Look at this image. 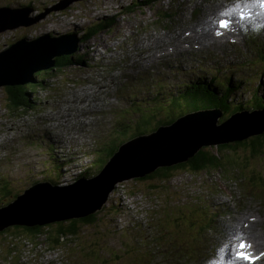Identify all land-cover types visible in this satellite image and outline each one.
I'll return each instance as SVG.
<instances>
[{"label":"rangeland","instance_id":"1","mask_svg":"<svg viewBox=\"0 0 264 264\" xmlns=\"http://www.w3.org/2000/svg\"><path fill=\"white\" fill-rule=\"evenodd\" d=\"M29 1H31L33 5H31ZM137 1L139 0H82L81 10L78 6L70 4L73 3L71 0H0V8L3 7L2 5H6V7L10 8V4L11 6H29L31 8L30 12L25 10L26 16L30 17V23L29 25L22 27L26 34H29L26 35L27 38H30L29 36H37V34H44L45 31H52L56 33L67 32L70 29V23L82 29V27L87 25L89 22H92L94 17L113 16L115 18V24L113 27L101 32L99 35L97 34L92 40L90 39L88 43L82 45L81 53H86L84 55V59L89 66L86 67L82 65L66 68L56 73H47L48 78L45 79L44 87L33 90L34 93L32 95L36 98L35 104H32L27 108L13 110L7 102V98L4 95V89L0 88V137L3 136L7 139L15 140L18 151H23L19 154L13 155L11 157V162H8V164H6V160H0V171L3 175L7 176L9 180L13 179L12 188L15 191L22 190L25 187H28L31 183L29 181L30 179L24 176L26 168L32 170L31 175H33V177L39 175V173H37L39 169L32 167L34 165L37 167L38 164H33L31 160L28 161L27 159L26 164L22 166V154L26 156V158L28 155L30 158H34L36 157L35 152L39 155H41L40 153H44V142H39V145L37 143V148L35 150L32 149L36 143L30 142L29 132H38L41 135L53 134L51 135V143L53 146L56 144L57 139L60 136L61 128L51 127L50 130L42 131V127L39 126L40 124L35 122L33 119H30V116L37 120H42L45 123L47 120L53 121L56 114H59V104L62 107L61 113L58 115V117H60V123L63 118L66 126H71L72 128L75 127L76 112L72 109L79 103L82 105L90 103L91 96L89 91L93 82L103 81L104 79L107 80L112 73L117 71L120 66L116 63L119 58L123 56L124 49H132L129 45L132 43V38L136 35L135 31L138 30L143 34V30L146 27L145 25L149 22V20L160 16L163 12H166V7H162V2L157 1L152 4V7H147L146 9L140 11L136 10L134 12H125L129 6H131L132 2ZM164 1V4H166L168 1L172 0ZM66 2L68 3L64 7L52 13V8L54 6H58L60 3ZM40 4L47 6H43L42 9H39L38 6ZM66 6L68 9H75L67 12L63 16L65 11L62 15L61 12ZM177 7L178 9L176 13H179V17H181L185 9H183L181 5ZM192 12H194V10H192ZM1 15L2 14H0V16ZM159 21L160 24L163 23V19L160 18ZM176 27L178 28L177 23ZM17 29L18 28H6L0 32V50L15 44L16 35L22 34L21 32H16ZM81 32L82 31L78 32L76 37H79ZM204 39L207 41L215 40L212 35L208 34L204 35ZM119 44H121L120 49H118ZM86 45L88 46L86 47ZM219 66H222V62L218 65V67ZM231 78L235 80L234 77ZM217 81L212 79L213 83H216ZM242 81H246V79L244 78ZM235 86L236 88H240L242 85L235 84ZM248 90V87L242 86L240 91L237 90V94L240 92L239 95H233L232 91L228 96H226V98L230 99L231 103H237V99L243 98L242 102L245 103L246 100L249 99ZM180 98L181 95L178 100L179 102H182ZM167 104V100H162L159 103L155 102L154 104H151L152 106H145V108L141 105L134 109L136 113L133 112V115L130 114L129 116L123 115L122 111L119 112L118 115H121L122 117L120 116L116 119V126H114L116 128L113 130L114 133L108 137V140L115 139V141H117L116 134L122 125L128 126L126 129L127 135L132 134L131 130L135 124L130 122L133 119H136L140 114H145L148 119H150L152 113H154L155 116L160 115V117L167 115V112H165V109L163 108L164 106L165 108L168 107L171 109V107H169L171 104L169 106ZM245 105L247 106L248 103ZM177 108L179 109L180 106L177 105ZM173 109H176V106ZM169 113H171V111H169ZM177 114L178 113H175V115ZM224 116L227 117V114H224ZM141 118H143V116ZM222 118L223 115L222 117H218L216 120L219 119L221 121ZM228 119L229 118H227V120ZM224 122H221V124ZM101 123L103 127L106 126L103 121ZM140 123L141 121L138 122V124ZM29 125H31L33 129H29ZM214 126H216L215 123ZM79 134H81L80 131ZM254 138H257L258 140L264 139V132L254 135L253 137L250 136L239 140L238 142L242 145H238V142H236V144L235 142L225 143L229 144L226 149H218V146L220 147L225 144L201 146L195 152L197 153L199 151H203L204 149L214 151L217 149V156L222 158L220 161V167L212 166V168H208L197 173H174L173 178H171L169 182L164 183H159L158 180L154 181V183H133L132 179L122 183H117L114 189L108 194L105 202L101 205L102 210L100 209L95 212L98 220L95 223H87L80 226L78 229L79 231L73 239L63 240L60 248H58L63 252L60 253L63 255L68 254L69 261H72L74 264H79L82 261H85L86 264H102L108 261H114L116 264H141L146 255V249L142 246V243L140 242V235L137 232L130 233L132 231V229H130V232L127 233V230H125L126 228L124 226H128V223H126L128 221V216H133L134 214L137 215V211L139 212L141 209L150 208L159 202L166 206L164 209L166 211L169 207H172L170 202L171 200L181 198V202L184 203L185 200H189L190 197L196 196L197 194L202 197L203 201H208L210 203L214 200V198L218 201L221 196H217V191H225L229 188H233L236 183L238 184L240 191L244 189L242 186L243 182L240 181V177H248L250 178V181L255 184V179L262 180L257 181V184L260 182L263 184L264 145L259 147L251 145L250 143H252ZM71 140H74L77 145H80L83 139L82 137H76ZM67 143V148H69L71 146L70 140H68ZM100 143H102V141H100ZM216 146L217 148H215ZM50 154L54 153L50 152ZM48 163V165H50L53 161ZM97 164L100 163L97 162ZM73 169L75 170V168ZM254 172L256 175L253 174ZM69 175L70 173L61 176L60 180L57 181L59 183L58 186H63L64 183H70L72 180ZM59 177L60 174L57 175V178ZM65 178L69 179L66 181ZM253 187L254 186L251 185L250 189H253ZM257 200H264V192L261 191ZM249 205H251V201L246 200L244 202V208ZM195 214L196 211L193 215ZM187 216L188 215H184L180 218L186 219ZM134 218L138 217L134 215ZM166 218L170 219V217ZM196 223L197 222L191 221L190 224L193 225ZM169 224L174 227L177 225L172 219L169 221ZM160 226L164 230L168 229V226L166 227L162 224H160ZM169 231L170 235L176 234L175 230L169 229ZM147 232L148 230L144 229L142 233L143 239ZM28 238L29 237H27V235L22 234L21 239H18V246L22 247L16 249V252L18 253H16L15 258L17 263L59 264L55 261L57 257H52V261L46 260L45 257L47 256V258H50L48 255L51 252H48L46 249L40 252L38 251L40 249L38 245L34 249L31 244L36 241L41 245H49V241L44 242L43 236H41V238L34 239L33 241ZM15 241L16 240L13 242ZM122 246L123 250H119L122 249ZM111 250H113L115 254L113 258L108 259L111 254ZM33 252L36 254L34 257L32 256ZM0 260V264H4V260L1 258ZM6 264L15 263L8 262Z\"/></svg>","mask_w":264,"mask_h":264},{"label":"water","instance_id":"2","mask_svg":"<svg viewBox=\"0 0 264 264\" xmlns=\"http://www.w3.org/2000/svg\"><path fill=\"white\" fill-rule=\"evenodd\" d=\"M67 3H60L52 10H60ZM0 14V31L30 23L25 18V10L4 9ZM69 25L70 29L64 33L46 32L54 40L44 33L0 50V88L28 83L32 74L53 66L54 57L74 53L77 48L81 53L80 39L75 37L82 29L72 23ZM208 116L193 113L170 125L159 126L148 135L134 137L119 146L99 174L88 179L80 178L66 186L42 182L26 188L0 207V231L13 225L41 226L93 214L101 209L117 183L184 163L201 146L238 142L264 132V110L246 118H229L220 126H214L218 118L216 112Z\"/></svg>","mask_w":264,"mask_h":264},{"label":"trees","instance_id":"3","mask_svg":"<svg viewBox=\"0 0 264 264\" xmlns=\"http://www.w3.org/2000/svg\"><path fill=\"white\" fill-rule=\"evenodd\" d=\"M151 2L152 0H147V1H143L140 4L129 6V8L125 12H134L136 10H139V11L143 10L146 7H148V5H150ZM70 4H74V3H70ZM2 6L6 8V5H2ZM67 6L63 9V11L61 12V15L64 11L65 12L63 13V16L67 12L75 9V8L68 9ZM78 8L82 10V4L78 5ZM114 20L115 18L113 16L111 17L99 16V17L93 18L92 22H89L87 25L82 27V32L79 36L80 45L82 46V43L83 44L88 43V41L90 39L92 40L97 34L99 35L101 32L109 29L110 27H113L115 24ZM21 33L22 34L16 35L17 40H20L26 37V32L24 31V29H22ZM30 37L31 39L35 38L32 36ZM48 38L50 40H54V38L50 36ZM75 38L77 39V37ZM87 46L88 45H86V47ZM78 50L79 49L77 48L74 53L65 54V55L63 54L58 57H54L53 66L45 70L37 71L35 74H33V76L31 77V80L24 85L3 87L4 95L7 98V102L12 107V109L16 110L19 108H27L28 106L30 107L32 104H35L36 98L32 95L34 93L33 90L44 86L45 79L48 78L47 72H50L55 69L64 70L70 67H76V66H82V65L86 66L87 63L85 62V59H84L85 58L84 55L86 53L85 52L79 53ZM229 83H232V82L228 81V83L224 85V87H222V89H224L222 90L221 88H218L212 85L208 86L207 83L200 80L197 83H195L193 86H189L185 88L180 98L183 103L179 102V100H176V97H175L169 101L171 106H169L170 104H167L169 107H171V109H169L168 107L165 108L163 106V108L165 109V112H167V115L160 117V115L155 116V114L152 113V116L150 117V119H148L146 115L143 116V118L133 119L130 123H134L135 126H133L131 130L132 134L130 135L126 134L127 133L126 129L128 128V126L122 125L118 133L116 134L117 141H115V139L108 140L103 145L101 150L97 152L98 157L93 162L94 164L93 163L90 164L92 168L90 170L71 175L72 182L80 178L88 179L92 177L93 174L94 175L97 174L100 170L103 169L106 162L116 152L120 144L133 138L136 135H142V134H147L148 132H152L158 126L172 124V122H174L179 117L178 114L180 110L181 111L184 110L183 111L184 114L186 113L190 114V113H196V112L209 109V108L217 109V110H220L223 115L227 114V117L224 116V118H222L221 121H223L224 119H227L229 116L233 115L234 113L236 114V113L243 112V111H252L253 109L255 110V109L261 108V104H260L261 98H259V95H258L259 88H257L255 92L252 93L251 99L249 100L250 102H246L248 103V106H244L245 104H243L244 102H242V98L237 99V103H231L230 99L226 98V96H228L229 93L237 90L236 86H232ZM177 105L180 106L179 109L177 108ZM262 105L264 106V103H262ZM175 106H176V109H173L175 108ZM169 111H171V113H169ZM175 113H178V114L175 115ZM139 121H141L140 124H138ZM218 121L221 122L220 120ZM237 144L242 145L240 142H238ZM250 144L259 147L261 145H264V139L258 140L257 138H254L252 140V143ZM228 146L229 144L221 145L220 147L218 146V149H226L228 148ZM215 148H217V146ZM217 154H218L217 149L215 151L204 149L203 151H199L191 155L190 157H188L187 161H185L184 163L182 162L174 166L158 168L153 173L145 175L142 178L132 179V182L133 183H136V182H139V183H142V182L152 183L153 182L154 183V181L158 180L159 183L160 182L164 183V182H169L171 178H173L174 173H178V172L197 173L205 169L212 168V166L220 167L221 165L220 161L222 160V158L217 156ZM97 162L100 164H97ZM32 167L40 170L39 175H41V177L39 178V180L34 181L36 177H38L39 175L34 176L33 180H29L31 182L29 186L35 185L41 181L50 182L52 186H57L59 184L54 179L58 180L57 175L60 174L59 172L60 167H62V165H60V162L58 163L57 161L53 162L50 165H46L44 168L41 164H38L37 167L35 165ZM28 174H32V170L29 168H28ZM12 181L13 179L9 180L7 176L3 175L0 172V207L11 202L12 200L15 199V197L18 194L23 192V189L15 191L12 188V184H13ZM96 217H97V214L94 213V214L83 216L78 219H70V220H65L61 222H54L50 224H44L41 226L26 227V226H20V225L18 226L13 225V226L6 227L0 231V258L4 260L3 261L4 263L13 262L15 264H19L17 263L15 259L16 257L10 258V254L16 251L17 248H19L18 246L19 241L17 242H13V241L21 239L22 234L27 235V237H29L28 239H30L31 241L37 238H41V236H43L44 242L46 241L50 242L49 245H45V244L41 245L35 241L34 243H31L34 249L38 245L42 248V251L44 249L48 251L56 250L60 248V245L63 240L73 239L76 233L79 231L78 229L80 226H83L87 223H95L98 220V218Z\"/></svg>","mask_w":264,"mask_h":264},{"label":"snow or ice","instance_id":"4","mask_svg":"<svg viewBox=\"0 0 264 264\" xmlns=\"http://www.w3.org/2000/svg\"><path fill=\"white\" fill-rule=\"evenodd\" d=\"M259 8L260 12L258 15L264 16V0H240V2L236 3L233 7L227 9L222 13L225 17H230L238 14L240 20H246L249 17V13L254 8ZM221 28H227L229 26V22L226 19H221L219 21ZM220 34V33H217ZM237 244L235 250L234 258H229L227 264H254L255 257L251 255L247 249L250 245L246 244L242 237H236ZM230 245L226 244L224 247L220 249V252L223 253L225 249H228ZM215 264H224V257L221 255V258Z\"/></svg>","mask_w":264,"mask_h":264},{"label":"bare ground","instance_id":"5","mask_svg":"<svg viewBox=\"0 0 264 264\" xmlns=\"http://www.w3.org/2000/svg\"><path fill=\"white\" fill-rule=\"evenodd\" d=\"M22 1V0H21ZM14 6V5H13ZM4 9H9V10H12V9H10V8H8V7H6V8H4V7H2V8H0V11L1 10H4ZM193 10V8H191V11ZM28 12H30V10H27ZM71 17V16H70ZM74 17V16H73ZM257 17H259V18H257ZM261 16H256L255 15V17H251V21H249V20H238L237 21V24L235 25V24H229V26L227 27V28H230V31L231 32H233L234 34H236V35H250V34H252L253 33V28L251 27V23H258L259 24V28H260V30H264V18H260ZM264 17V16H263ZM25 18H26V20H29V18L30 17H28V16H26L25 15ZM237 25H239L240 26V30L239 31H237V30H235V29H233L235 26H237ZM0 32H2V31H0ZM213 38L216 40V38L213 36ZM191 39H194V37L193 36H191ZM261 57H263L264 55L263 54H261L260 55ZM218 61H217V65H216V68H220V66L218 67V65L222 62V60L220 59V58H218L217 59ZM254 69L256 68V67H253ZM234 78H235V80H233L232 78H230L229 79V81L230 82H232V83H229V84H231L232 86H235V84H241V80H243L245 77H244V75H243V70H239L238 71V74H236V75H234ZM206 79V83H207V85L208 86H210V85H212V86H215V87H218V88H222L224 85H226V79H222V80H218L216 83H213L212 82V79H214V78H205ZM235 81H239V83H237V82H235ZM247 81V80H246ZM248 82V81H247ZM259 86H264V83L263 82H261V83H258L257 85H252L250 82H248L247 83V85L246 86H243V87H248L249 89H252V90H256V89H254V88H256V87H259ZM242 87V86H241ZM241 87L240 88H237V90L238 91H240L241 90ZM251 87H253V88H251ZM264 88V87H263ZM234 91L233 92V95H239L240 94V92L237 94V92L238 91ZM148 91H149V94L150 95H152L153 93L151 92V90L150 89H148ZM109 94V93H108ZM259 105V104H258ZM253 106H254V104H253ZM252 106V107H253ZM258 107V106H257ZM259 109V108H258ZM219 120V119H218ZM218 120H216V122L218 121ZM142 136H143V134H142ZM260 136V135H259ZM253 137V136H252ZM257 137V136H256ZM134 138V137H133ZM133 138H131V139H133ZM131 139H129V140H131ZM250 139V138H249ZM261 145V144H260ZM244 146V145H243ZM250 146V145H249ZM54 146H53V144L51 143V145H50V149H52ZM58 163V162H57ZM94 164V163H93ZM95 167V166H94ZM23 188V187H22ZM214 215H217V212L215 211L214 212ZM3 233V232H2ZM1 233V234H2ZM21 241V240H20ZM22 244V243H21ZM20 247H22V246H20ZM19 247V248H20ZM50 251H52V250H50ZM55 252H53V254H54ZM51 254H52V252H51ZM225 254L228 256V251L226 250L225 251ZM34 257V256H33ZM50 258H47V256L45 257L48 261H52L51 259H52V255H50L49 256Z\"/></svg>","mask_w":264,"mask_h":264},{"label":"clouds","instance_id":"6","mask_svg":"<svg viewBox=\"0 0 264 264\" xmlns=\"http://www.w3.org/2000/svg\"><path fill=\"white\" fill-rule=\"evenodd\" d=\"M60 1V0H59ZM30 2V4L31 5H33L32 3H31V1H29ZM73 3L74 4H76L77 6L78 5H80V4H82V0H73ZM51 4V3H50ZM49 4V5H50ZM43 6H47V5H42V4H40L39 6H38V8L39 9H42L43 8ZM10 8H12V10H30L31 11V8L29 7V6H9ZM55 7V6H54ZM55 10H52V13L54 12ZM32 26V25H31ZM20 27V28H19ZM19 27H17L18 29L16 30V32H22V27L23 26H19ZM29 27V26H28ZM45 33H46V31H45ZM26 35H28V34H26ZM36 35H34V36H32V37H35ZM37 36H38V34H37ZM30 37V36H29ZM26 38V37H25ZM21 40V39H20ZM19 40H17L16 39V41H15V43L16 42H18ZM80 150H82V147H81V149ZM75 182V181H74ZM71 183H73L72 181L69 183V184H71ZM67 184H65V185H63V186H66ZM31 186H33V185H31ZM30 187V186H29ZM26 188H28V187H25L23 190H25ZM19 195V194H18ZM18 240H16L15 242H17ZM57 252H61L62 253V251L60 250V249H57ZM16 251H14L13 253H11L10 254V258H15L16 257ZM18 254V253H17Z\"/></svg>","mask_w":264,"mask_h":264}]
</instances>
